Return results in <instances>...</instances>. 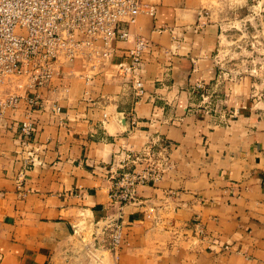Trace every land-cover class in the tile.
<instances>
[{
    "label": "crops",
    "instance_id": "1",
    "mask_svg": "<svg viewBox=\"0 0 264 264\" xmlns=\"http://www.w3.org/2000/svg\"><path fill=\"white\" fill-rule=\"evenodd\" d=\"M143 1L156 15H138L112 62L0 82V264H264V79L229 78L219 53L235 25L264 38V0ZM137 35L140 97L122 70ZM152 144L167 166L121 206L120 165ZM110 217L116 251L92 237Z\"/></svg>",
    "mask_w": 264,
    "mask_h": 264
},
{
    "label": "built area",
    "instance_id": "2",
    "mask_svg": "<svg viewBox=\"0 0 264 264\" xmlns=\"http://www.w3.org/2000/svg\"><path fill=\"white\" fill-rule=\"evenodd\" d=\"M141 13L155 16L156 8L143 0H0V82L27 76L40 87L50 81L59 62L81 59L87 61L84 67L106 65L112 62L115 44L131 37L130 26ZM148 47L144 37L135 36L134 47L127 51L131 63L122 66L124 73H131L138 97L144 94L139 73ZM18 102L19 96L12 95L5 103L15 106ZM20 130L24 139L34 137L31 119L25 120ZM154 145L142 153H126L110 194L121 206L134 201L138 184L154 182L164 172L167 158L159 157ZM134 164L143 167L137 171L131 166ZM102 235L107 247L116 251L123 237L119 218L105 220L92 237Z\"/></svg>",
    "mask_w": 264,
    "mask_h": 264
},
{
    "label": "rangeland",
    "instance_id": "3",
    "mask_svg": "<svg viewBox=\"0 0 264 264\" xmlns=\"http://www.w3.org/2000/svg\"><path fill=\"white\" fill-rule=\"evenodd\" d=\"M219 53L220 59L227 65L225 72L229 78L236 77L238 71H244L258 80L264 79V38L252 25H235L234 29H230Z\"/></svg>",
    "mask_w": 264,
    "mask_h": 264
}]
</instances>
